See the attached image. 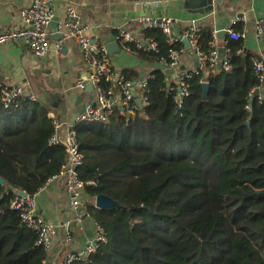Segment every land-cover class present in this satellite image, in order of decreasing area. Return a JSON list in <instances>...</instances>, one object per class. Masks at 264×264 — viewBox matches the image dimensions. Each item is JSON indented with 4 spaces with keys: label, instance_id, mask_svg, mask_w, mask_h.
<instances>
[{
    "label": "trees",
    "instance_id": "trees-1",
    "mask_svg": "<svg viewBox=\"0 0 264 264\" xmlns=\"http://www.w3.org/2000/svg\"><path fill=\"white\" fill-rule=\"evenodd\" d=\"M138 33L153 38L159 52L130 44L131 52L154 63L184 47L169 45L158 28ZM211 40L212 28L202 25L200 48L208 51ZM223 41L230 67L188 78L179 112L171 107L175 85L154 68L144 76L149 91L141 114L116 104L107 122L76 125L78 173L91 181L85 198L105 194L119 205L88 203L107 239L73 264H264V96L253 95L254 53L243 38L225 33ZM51 120L39 101L0 102V264H47L49 250L36 244L10 201L17 189L36 194L66 162L63 146L48 144Z\"/></svg>",
    "mask_w": 264,
    "mask_h": 264
},
{
    "label": "crops",
    "instance_id": "crops-1",
    "mask_svg": "<svg viewBox=\"0 0 264 264\" xmlns=\"http://www.w3.org/2000/svg\"><path fill=\"white\" fill-rule=\"evenodd\" d=\"M32 0H0V32L17 30L23 27L19 9L29 6ZM211 2L213 4L211 7ZM51 0L53 18L48 24L49 51L44 56H35L23 40L0 43V87L18 85L25 92L33 93L36 101L48 107V116L63 123L60 135H65V122H72L91 98V92L75 87L76 81L88 71L79 45L74 38L62 41L56 53V40L52 34L66 31L61 25L65 18L66 6L70 5L79 15L86 27V34L93 42L104 45L116 40L119 29L128 28L140 32L143 23L137 17H159L167 15L175 20L174 27L183 36L191 18L196 19L198 27L209 25L217 31L218 42L223 45V37L235 17L243 18L241 24L245 31L244 46L253 53L264 50V45L254 36V21L264 17V0ZM210 6V7H209ZM135 19V20H134ZM174 28V29H175ZM225 33L219 36V31ZM110 63L115 72L126 71L130 80L137 82L155 68L154 62L138 56L118 46L112 47ZM224 53V52H223ZM222 53V54H223ZM197 59L189 52L182 54L178 68L164 70L168 84L173 86L180 70L196 66ZM182 68V69H181ZM204 79V78H203ZM205 81V80H203ZM116 92V90H115ZM116 95V93H115ZM116 98L119 100V96ZM38 212L48 221L56 224L55 240L48 251L47 264H59L67 251L83 248L94 233L93 221L86 217L75 221L76 211L69 207L63 180H50L36 192ZM86 200L94 204V197ZM69 222L72 239L64 241L63 223Z\"/></svg>",
    "mask_w": 264,
    "mask_h": 264
},
{
    "label": "built area",
    "instance_id": "built-area-1",
    "mask_svg": "<svg viewBox=\"0 0 264 264\" xmlns=\"http://www.w3.org/2000/svg\"><path fill=\"white\" fill-rule=\"evenodd\" d=\"M65 18L61 25L66 28L63 32V38L55 43L56 53L60 51L62 41L66 38H74L80 48L82 58L88 67V71L79 78L75 87L84 89L87 84L91 85L94 93L92 98L85 103L83 111L78 113L72 122H65V135H60L63 125L57 118L51 117L53 131L48 139L49 145H62L66 153V162L61 166L59 172L50 177V180H63V188L66 193L67 203L70 208L76 211L75 221H81L89 217L93 221L94 233L88 239L87 244L74 251H67L59 264H73L93 252L99 243L105 242L106 232L104 227L95 221L88 210V201L85 198V184L91 183L83 181L78 173V168L83 163V155L79 148V142L76 136L75 127L80 122H107L109 116L114 110L116 104L129 114L137 115L138 107L147 104V92L149 87L147 78L142 77L135 84L127 79L122 72H115L110 63V54L106 45L96 43L86 34V27L80 22L79 15L70 5L66 6ZM20 17L23 21V27L17 30H4L0 32V43L12 40H23L29 47L31 53L35 56H44L49 51V32L47 26L53 18L54 10L51 6V0H32L31 4L19 9ZM137 21L143 23V27L158 28L166 35L169 45L181 41L183 37L189 40V52L197 59L198 66L189 69L180 70L176 77L175 88L177 93L173 97L171 107L175 112H179L183 106L184 98L189 95L187 79L196 76L201 70L214 68L220 63L224 70L230 67V60L224 54L221 56L218 42L217 31H212V40L210 49L204 51L199 46L200 27L196 24V19L191 18L183 36H179L174 31L175 20L167 15L159 17H137ZM134 19V20H135ZM243 22V18L235 17L226 33L229 38L237 40L245 37L244 29L235 30L232 25ZM254 36L256 40L264 45V17H259L254 21ZM116 40L119 46L131 51L130 44L145 52H159L157 42L151 37H142L138 32H131L128 28H121L117 32ZM225 51L224 45H222ZM188 51L185 47H171L168 52V58L162 57L160 63L166 64L171 68H178L182 54ZM239 52V50H238ZM253 71L257 80L259 89V98L264 96V50L257 51L251 58ZM103 83H110L104 87ZM172 87V86H171ZM254 89V90H255ZM116 90V92H115ZM119 96V100L116 98ZM20 100L35 101L33 93L25 92L18 85H3L0 87V102L4 107L16 105ZM44 184V185H45ZM43 185V186H44ZM42 186V187H43ZM40 187V189L42 188ZM36 194L20 196L15 195L10 201V207L18 211L21 222L30 231L36 234V244L46 250H50L55 240L57 226L46 220L37 209ZM94 206V204H93ZM65 228L64 241L69 242L72 239V230L69 222L63 223Z\"/></svg>",
    "mask_w": 264,
    "mask_h": 264
},
{
    "label": "water",
    "instance_id": "water-1",
    "mask_svg": "<svg viewBox=\"0 0 264 264\" xmlns=\"http://www.w3.org/2000/svg\"><path fill=\"white\" fill-rule=\"evenodd\" d=\"M216 1L218 2V0H216ZM213 4H215V3L211 2V7H213ZM217 4H215L216 5L215 7H217ZM50 24H53V25L55 24L57 26V22L56 21H54V23L50 22ZM175 27H177V25H175ZM174 31L177 34V29L176 28L174 29ZM224 33H225L224 30H220L219 31V36H222ZM52 37L55 38L56 40L62 39L63 38V32L62 31L54 32V34H52ZM181 41L184 44L185 49L189 51L190 47H189L188 38L187 37H183L181 39ZM118 46H119V43H118L117 40H115L112 43L106 44V49H107V51L110 54L112 52L111 51L112 47L114 49L118 50ZM62 48H63V44H62ZM219 50L222 53L224 52V48L222 46L219 48ZM154 66H155V68L163 69V70H166L167 68H169L168 65L160 63V62H155ZM196 66H198V63H196ZM217 66L220 67V63H218ZM135 83L136 82H134V84ZM201 86H202V98L206 99V91H207V88H208V83L206 81H202L201 82ZM84 89H85V91L91 92V96H93L94 93L91 90V85L90 84H87ZM258 93H259V89H255L253 91V95H257ZM83 109H84V107L82 108V110H80V113L83 111ZM0 182H3L2 178H0ZM15 192L17 194H19L20 196H26L27 195V193L25 191L20 190V189L15 190ZM118 205L119 204H118L117 201L113 200L111 197H109V196H107L105 194H98V195H96L94 197V206L97 207V208H111L113 206H118ZM86 264H92V263L91 262H87Z\"/></svg>",
    "mask_w": 264,
    "mask_h": 264
}]
</instances>
